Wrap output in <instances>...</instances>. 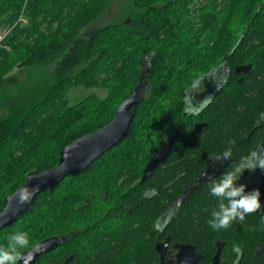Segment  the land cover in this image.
Masks as SVG:
<instances>
[{
  "label": "trees",
  "instance_id": "obj_1",
  "mask_svg": "<svg viewBox=\"0 0 264 264\" xmlns=\"http://www.w3.org/2000/svg\"><path fill=\"white\" fill-rule=\"evenodd\" d=\"M112 2L0 0V20L12 27L0 46V109L6 112L0 116V213L30 173L58 166L66 146L111 122L140 82L146 88L128 137L86 171L41 193L0 232V246L22 231L28 245L20 255L61 238L60 248L35 264H157V244L170 239L171 246L194 245L203 256L199 264L212 263L218 244L221 264L240 258V247L239 264H264V211L226 229L210 228L218 203L210 183L157 230L165 208L190 187L207 156L222 155L233 140L227 171L264 144V127H255L264 109V0H130L125 21L81 35ZM247 66L246 74L236 71ZM220 69L211 101L192 116L186 110L192 82L217 78ZM22 71L26 79L19 83L15 73ZM78 87L103 88L107 96L70 104ZM196 122L206 124L193 134ZM175 132L167 170L142 182L147 164ZM259 189L264 197V183Z\"/></svg>",
  "mask_w": 264,
  "mask_h": 264
},
{
  "label": "water",
  "instance_id": "obj_2",
  "mask_svg": "<svg viewBox=\"0 0 264 264\" xmlns=\"http://www.w3.org/2000/svg\"><path fill=\"white\" fill-rule=\"evenodd\" d=\"M249 68V66L241 67L237 68L236 71L240 72L243 69L247 72ZM141 88L142 83L140 82L139 86L118 106L111 122L66 146L61 152L58 166L40 174L30 173L27 176L24 185L38 187V190L29 202L19 203L13 195L17 191L6 197L5 208L0 213V232L14 224L18 217L34 204L41 193L53 190L69 176H77L86 171L104 153L113 149L128 137L135 117V110L139 107L142 100L140 96ZM202 127L201 125H196L194 134L198 133ZM177 133L178 132H175L173 136L166 141L164 147L147 164L144 170L143 180H145L170 154L171 144ZM200 179H202L200 181L201 184H203V181H207L204 180L205 178H203V176ZM60 243V237L48 238L23 252L20 255L21 259H19L18 264H35L42 254L56 249ZM168 243L169 240H167L166 245H168ZM160 248L161 245H158V252ZM176 248L179 249L177 264H198L201 259V256L196 252L192 244L176 245ZM221 255L222 248L218 247V251L212 259L211 264H221Z\"/></svg>",
  "mask_w": 264,
  "mask_h": 264
},
{
  "label": "clouds",
  "instance_id": "obj_3",
  "mask_svg": "<svg viewBox=\"0 0 264 264\" xmlns=\"http://www.w3.org/2000/svg\"><path fill=\"white\" fill-rule=\"evenodd\" d=\"M192 87H198L196 81ZM211 101V96L205 97L199 106L191 103L186 97L188 106L199 111ZM264 118V116H262ZM229 147L225 148L219 157L228 161L232 155V147L235 142L229 140ZM260 169L264 172V144L257 145L247 155L242 156L238 163L225 171L218 179L211 180L208 192L218 201L216 207L210 213L207 221L210 228L214 230L226 229L233 221H243L245 216L262 207L261 190L259 188L248 189L247 184L240 182L245 170L255 171ZM38 190L37 186L24 185L13 195L19 203H27ZM28 245V234L26 232H15L9 235L8 242L0 246V264H16L21 259L19 249Z\"/></svg>",
  "mask_w": 264,
  "mask_h": 264
},
{
  "label": "flooded vegetation",
  "instance_id": "obj_4",
  "mask_svg": "<svg viewBox=\"0 0 264 264\" xmlns=\"http://www.w3.org/2000/svg\"><path fill=\"white\" fill-rule=\"evenodd\" d=\"M223 72H224V69L217 70V72L215 74L217 76V78L210 77V78L204 80L202 83L198 84V87L193 88L190 91L189 96H188V98L191 100V103L194 104V105L199 106L201 104V102L203 101V99L205 97L209 96L210 90L214 87L215 83H217L219 81V79H220L221 75L223 74ZM239 74H241V73H239ZM242 74H246V72H244ZM145 89H146L145 86H143V89H141L140 96L143 93V90H145ZM202 109H200L199 111H202ZM186 110H187V112L189 114H192V116H195L197 114V112H199V111H197L195 109L190 108L188 106L187 102H186ZM262 116H264V109L262 110L261 114L259 115L258 120H257V124H256L255 127H264V118H262ZM205 124H206V122L205 123H201V124L196 122V124L194 126V130L196 128V125H201V126L204 127ZM202 128H201V130H202ZM201 130L198 133H200ZM198 133H196V134H198ZM255 148H257V147H255ZM255 148H253V149H255ZM171 154H172V149L170 151V154L164 159L163 162H161L156 167V169L152 173L156 172L159 168L167 170L168 165H166L165 162H167L169 160V158L171 157ZM221 156L222 155H218V156L211 155V156H207L206 157L205 163L202 165V167L196 173L195 178L193 180V183L190 185V187L189 188H183L182 190H180L178 192V194H176V196L173 197L174 199L172 201H170L168 206L163 211L162 215L159 218L160 220L157 223L158 224L157 225V230L158 231L161 230V225L162 226L164 225V227H165V224L167 223V220H172V219H174L175 217H177L179 215V212L182 209V205H183L184 201H186L191 194H194V192L196 190L200 189V188L206 187L209 183H211V180L218 179L226 171V169L228 168L229 164L231 163V157H230V159L228 161H224L223 159L219 158ZM152 173H150V174H152ZM202 176H203V178H205L204 180H207L206 182L203 181V184L200 183V181L202 180L200 178ZM143 181L144 180L142 179V182ZM240 182L247 184L248 187L260 188L262 186V184L264 183V178H263V176L261 174V170L260 169H256L255 171L245 170V172L243 173V175L241 177V181ZM158 192H160V188L159 187L156 189V191H152V190L147 189L145 193H146V197L151 198L155 194H157ZM261 200H262L261 209H258V210L255 211V212H258L260 214H262V212L264 211V197H261ZM123 203H124V201H123ZM163 230H164V228L162 229L161 233H163ZM167 240H169L168 245H166ZM167 240L163 241V242H159L157 244V246L161 245V248L159 249V252L157 251L159 256H160L159 261H158L157 264H177V254L179 252V249L176 248V245H179V244H173L171 246L170 239H167ZM218 245L220 247V244H218ZM58 248H60V247H58ZM156 250H157V247H156ZM238 250L240 252H237V250L235 249V251H236L235 253L236 254L238 253L240 255V258H238V259H233V258L224 259L225 260V264H239L240 263L241 257L244 254L245 250H244L243 247H240ZM51 252H53V250L50 251V252L44 253L41 256H44V255H46L48 253H51ZM260 252H262V248L256 249V253L257 254H259ZM197 253L201 256V259L198 262V264H199L200 261L202 260L203 256L199 252H197ZM161 257L163 259V262H162Z\"/></svg>",
  "mask_w": 264,
  "mask_h": 264
},
{
  "label": "rangeland",
  "instance_id": "obj_5",
  "mask_svg": "<svg viewBox=\"0 0 264 264\" xmlns=\"http://www.w3.org/2000/svg\"><path fill=\"white\" fill-rule=\"evenodd\" d=\"M130 0H113L112 4L109 6L107 11L103 16H101L99 19H97L95 22H93L90 26L82 30L81 35H90L94 31L113 23H121L125 21V19L128 17L130 13ZM7 28H11V26L6 25L5 21L2 19L0 20V33H4ZM9 34L5 36V39L8 40ZM15 77L17 78L19 83L24 82L25 78V72H18L15 73ZM12 83V82H11ZM8 88L15 87V84H8ZM91 94H97L100 98H105L107 96V91L103 88H73L72 91L69 94L68 101L70 104H75L78 101L82 100L83 98L91 95ZM5 111L0 109V116L5 115Z\"/></svg>",
  "mask_w": 264,
  "mask_h": 264
},
{
  "label": "built area",
  "instance_id": "obj_6",
  "mask_svg": "<svg viewBox=\"0 0 264 264\" xmlns=\"http://www.w3.org/2000/svg\"><path fill=\"white\" fill-rule=\"evenodd\" d=\"M20 21L25 22V20H24L23 18L20 19ZM25 23H26V22H25ZM10 31H11V28H7V30H6L4 33H0V46L4 43V41H5V36H6L7 34H9Z\"/></svg>",
  "mask_w": 264,
  "mask_h": 264
}]
</instances>
